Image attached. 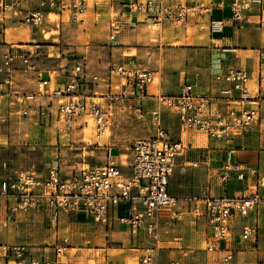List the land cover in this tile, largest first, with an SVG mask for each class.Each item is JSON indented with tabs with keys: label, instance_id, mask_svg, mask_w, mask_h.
<instances>
[{
	"label": "built area",
	"instance_id": "built-area-1",
	"mask_svg": "<svg viewBox=\"0 0 264 264\" xmlns=\"http://www.w3.org/2000/svg\"><path fill=\"white\" fill-rule=\"evenodd\" d=\"M97 3H118L129 13H139L154 23L167 21L173 27L196 24L201 31L210 35L222 33L226 20H198L212 12L213 6L222 8V1H228L230 20L240 23L253 4L264 0H96ZM203 1H209L205 4ZM30 0H0V22L10 17H20V21L30 27H39L53 12L67 13L70 22H83L88 9V0H38L36 8L24 11ZM196 19V21H194ZM259 25L264 26V11ZM113 41L117 31L116 21L110 23ZM33 53L18 47H10L0 55V95L8 93L14 84L15 65L19 63L23 73H32L37 79L36 87L43 92L50 105L38 106L32 112L39 119L50 121L51 117L65 131L82 121L83 127L90 119L97 138L109 130L112 105L124 100L134 101V113L141 114V101L147 96V87L153 83L154 73L148 69L112 66L110 74L123 79L118 94L108 93L102 97L105 106L91 97L80 93L87 78L97 82L96 75H88L85 66H74L65 81L54 86L50 78H43L32 60ZM214 92L200 93L191 84H184L176 94L152 96L157 105L177 116L181 128L195 131L209 139L232 140L241 136L260 119V106L264 102V49L258 53V71L252 81L250 73L235 66L214 74ZM55 107L51 110L53 101ZM222 103V104H221ZM158 123L153 137H140L130 146L128 161L120 163L112 155L114 147L104 145L103 165H87L69 175L62 176L58 158L49 162L41 173L33 167L9 173L6 162L0 164V210L7 213L6 220L14 221L9 215L26 214L44 204L50 213L52 223L59 214L83 215L97 226L110 229L114 223L128 228L133 238L142 232L148 241L143 248L138 264H161L158 260L160 231L159 221L163 214L170 220L181 221L184 211L175 208L181 202L187 205L186 212L201 218L209 231L205 252L212 254L220 250L233 237V222L246 219L260 205L264 204V175L251 172L254 183L233 196L212 197L207 189L200 194L178 200L168 192L169 179L173 173L175 157L184 146L181 141H171L168 132L159 125V112H151ZM25 115V113H24ZM6 116L0 108V125ZM230 152L220 171V181L234 178L246 181V168L230 161ZM240 239L244 242L259 236L257 225H243ZM68 240L63 238L52 248H37L36 251L25 244H0V264H74L66 258ZM166 264H182L176 259ZM211 264H234L233 254L228 252Z\"/></svg>",
	"mask_w": 264,
	"mask_h": 264
},
{
	"label": "rangeland",
	"instance_id": "rangeland-1",
	"mask_svg": "<svg viewBox=\"0 0 264 264\" xmlns=\"http://www.w3.org/2000/svg\"><path fill=\"white\" fill-rule=\"evenodd\" d=\"M58 19V16L50 15L47 22L39 27L23 26L22 30L29 31L30 37L34 39L29 44L38 46L27 50L33 53V63L42 71V76L50 78L52 83L56 79L57 81L65 79L74 66L78 64L85 66L87 74L96 75L99 80L91 82L87 78L83 81L80 93L99 98L94 101L105 106L102 97L108 93L118 94L121 90L120 84L124 82L119 76L110 74L112 66L117 62L111 61L112 52L107 49L112 45L108 44L110 40L107 29H85L84 26L53 29ZM180 30L171 29V31ZM144 31L148 34L157 33L156 35H158L160 33L164 36L163 29H159L158 26L144 29ZM165 31L168 32V29ZM185 31L188 37L194 34V29L189 25ZM185 31H180L177 35L185 34ZM140 33L139 30L127 32L124 35L126 40L123 42L132 47L146 49V51L136 54V50L129 49L124 51L126 52L124 55L127 54L131 61L141 69L158 73L155 74L151 84L157 86L161 75L162 78L163 76L166 78L173 71H177L178 65L175 67L177 63L175 65L173 63L180 61L181 57L175 51L160 49V44L167 49L184 46L180 43L164 46L167 43L156 41L155 38H149L147 34L141 35ZM45 35L48 36L47 39H44ZM140 41L141 43L149 41V44H141ZM166 83L168 84V82ZM12 90L11 96L13 97L10 101L8 100L10 109L6 114L4 110L7 120L0 125V141L2 143L0 144V164L6 162L10 174L29 167H33L37 173H41L55 158H58L62 174L65 175H69L79 168H86L87 165L100 166L105 163L104 155L101 152L104 145L113 146L117 151L114 150L112 155L118 153L119 162L125 163L128 161L130 146L135 139L154 136V129L158 123L153 119L151 112L158 111L159 125L168 132L171 141L178 142L182 138L185 144L187 141L196 142L194 149H184L181 151L183 156L177 158L170 177V192L172 190L181 193L177 194L179 196L187 197L198 194L199 189L209 190L211 185L217 187L220 184L218 178L220 168L216 162L218 161L216 156L221 155L222 147L225 146L224 142L212 143V146H216L214 150L213 147L209 148V143L206 144L205 136L181 132L176 116L168 113L164 107L156 105L151 100L144 101L141 114L134 113V101L124 100L112 105L109 111L108 135L97 138L92 122H89L90 126L85 130L82 121H79L71 131L61 129L60 131L57 124L38 119L32 111L39 104H45L47 100L40 95L43 91L39 90L31 80H20ZM159 93L156 91L157 95H165ZM6 101V98H0V108L7 109L5 108ZM259 116L262 122L261 132L257 137L258 142H261L264 141V108L260 111ZM257 128L259 129V127ZM205 145L207 148L204 151H215L216 154L212 156L213 154L210 152L202 156L199 153L200 160L204 159L203 162L199 161L197 165L189 163L191 159L197 158L198 151ZM259 209L261 212L259 218L262 220L260 226H257L259 234H264V205H260ZM46 218V213L43 215L42 210H39L32 219L33 221L17 223V227L13 228V226L7 230L0 228V237L7 234L10 238V241L7 242L25 244L36 251L37 248H52L63 238L68 240V245L75 246L72 245L73 241L71 242L72 234L80 235V237L88 236V241L84 245H76L77 248H88V253H90L88 263L79 262L78 264H138V252L134 250L132 242L129 243L130 236L123 230L116 228L115 231L107 232V229L103 230L96 225H88V228L80 226L78 229V225L66 223H61L59 228L57 224L51 225ZM182 224L181 222L177 224L175 234L164 233L161 245L163 248L177 246L184 252H192L191 254L182 253L181 256H178L183 257L188 263L192 262V257L197 261H203L206 259V254L203 251L205 247L203 224L198 223L199 227L195 230L191 219L186 220V223L183 224L184 228ZM195 225L197 226V224ZM102 242L103 245H101ZM262 242H264V236H262ZM250 245L252 243L247 244V246ZM96 249L106 251H95ZM74 252L76 251H72V253ZM92 253H96L95 256ZM162 254L166 256V253Z\"/></svg>",
	"mask_w": 264,
	"mask_h": 264
},
{
	"label": "crops",
	"instance_id": "crops-1",
	"mask_svg": "<svg viewBox=\"0 0 264 264\" xmlns=\"http://www.w3.org/2000/svg\"><path fill=\"white\" fill-rule=\"evenodd\" d=\"M38 0H30V3L26 6H24L23 10H32L36 8ZM203 3L207 4L209 1H203ZM264 11V1L259 4H253L251 6V9L246 13L245 18L240 23H235L230 20L231 14L228 8V1H222V8L213 6L212 12L208 15L200 17L198 20L207 22L209 19H225L226 24L225 27L220 34L210 35L207 31H201L199 30V27L196 24H191V26L194 29V34H192L190 37L186 35V27H173L171 26L167 21H162L160 23L154 24L150 21H148L144 15L139 13H129L127 9L121 7L118 5V3H114L113 6L110 5L109 2H102L97 3L96 0H88V9L85 12V14L82 17L83 22H70L69 16L67 13H62L57 15V13L53 12L55 16H58L59 19L57 23L55 24V28L53 29H66L67 27H74V26H84L85 29H107L108 38L111 34L110 29V23L112 21H116L117 25V31L115 32V36L113 41L110 40L108 44L110 45L112 58L111 61H116V65H124L126 67H133V68H139L136 66L134 62L131 61V59L127 56V54L124 55V51H127L129 49L136 50V54L139 52L146 51V49H139L136 47L130 46L128 43L123 42L126 40L125 34L130 31L139 30L141 31V35L149 36V38H155L156 41H161L162 43H167L164 46H171L175 43H180L184 47H179L175 49H167L163 48L160 44V49L164 51H175V53L179 54L180 61H176L173 63L175 67H177V71H173V73L170 76H166V78H159L160 81L157 84V86L149 85L147 87V96L141 101V105L144 108V101L151 100L155 102V100L152 98V96H156V91L160 92L161 94L165 95H173L176 94L179 89L184 84H191L194 87V90L196 92L200 93H207V92H214L216 84L214 82V74L218 72L224 71L229 66H235L240 69H244L248 71L252 77V81H254V78L257 75L258 71V53L260 50L264 49V26L259 25V19L261 12ZM196 21V19L194 20ZM47 19L44 20L43 23H46ZM150 25L158 26L159 29H163L162 36L160 33L158 35L147 33L144 31V29H150ZM23 26H27L23 24L20 21V17H10L9 19H6L2 22H0V55L4 53L7 49L10 47H18L23 51L31 50L33 48H36L38 46L30 45L29 42L34 41L33 38H31V34L29 31H24L22 29ZM48 28L47 26H45ZM153 28V27H152ZM165 29H168V32L165 31ZM171 29H182L180 31L184 32L181 33L179 36L180 31H171ZM156 35V36H155ZM187 40V42H184ZM180 41V42H175ZM141 43V41H140ZM128 44V45H126ZM141 44H149V41H142ZM110 61V60H109ZM135 61V60H134ZM102 62V61H101ZM16 71L13 72L14 74V84L9 90L8 93H5L3 95H0V98H6L7 105L5 108L2 109V112L5 114L8 113L10 109V102L8 103V100L10 101L13 96V88L16 87V84L20 82V80H31L32 83L36 86L37 79L33 76L32 73H23L21 70L23 67L17 63L15 65ZM173 70L174 67H173ZM154 73V71H153ZM155 74L158 73H154ZM160 75V74H159ZM43 78H47V76L43 75ZM65 79H60L57 81L55 80L54 86L61 85ZM168 82V84L166 83ZM176 92V93H175ZM159 93V94H160ZM93 100L99 99L95 97H91ZM46 99V98H44ZM47 100V99H46ZM56 101L54 100L51 106V110L55 107ZM264 103V102H262ZM261 103L260 111H262V108H264V104ZM157 105V103L155 102ZM222 104V103H221ZM47 105H50V102L47 100L45 104H39L38 106H44L47 107ZM37 106V107H38ZM168 113L173 114L169 110L166 109ZM174 115V114H173ZM176 116V115H175ZM177 118V116H176ZM39 119V118H38ZM179 128L181 132H189V133H196L195 131H186L181 128L180 122L177 118ZM48 122V121H47ZM51 123L57 124V128L60 130L65 131L61 125H59L57 122H55V118L52 116L50 121ZM261 118L259 119V122L253 126L250 131L247 133L235 137L232 140H217V139H209L205 136L206 144L209 143V148H212L215 150L216 146H212V143H219L224 142L225 146L222 147L221 155L218 154L216 156V159H218L219 168L221 171V168L223 164L225 163L228 153L230 152V161L232 163H238L243 165L246 168V181L240 182L234 178L230 179L226 183H222L220 181V184L217 185V187H214L211 185L210 189L208 190L209 196L212 197H221V196H233L240 193V191L245 187H251L254 183V177L251 175L252 171H255L259 175H264V141L258 142V134L261 132ZM90 126V125H89ZM259 127V129L257 127ZM60 130V131H61ZM202 135V134H200ZM204 136V135H203ZM182 142V145L184 149H194L195 141H187L186 144L183 142L182 138L180 139ZM247 143V144H244ZM0 144L1 141H0ZM103 148V147H102ZM207 148L205 145L203 149L198 151L197 158L191 159L189 163H192L193 165H197V163L203 162L204 159L200 160L199 153L204 156L205 154H208L212 152V156H214L216 153L215 151H204ZM221 149V148H220ZM219 149V150H220ZM114 150H116L114 148ZM117 151V150H116ZM102 152V150H101ZM118 159L119 154L117 153L115 155ZM183 156V153L180 152L175 157V163L178 157ZM208 156V155H207ZM211 156V155H210ZM188 163V162H186ZM175 167V165H174ZM62 176H66L65 174H62ZM220 176V172H219ZM218 176V178H219ZM220 179V178H219ZM200 189L199 193L200 194ZM168 192L169 194L178 200L186 199L187 197L179 196L177 194H181L178 192H174L171 190L170 192V179L168 183ZM196 194V195H198ZM260 194L264 195V189L260 190ZM195 196V195H192ZM264 205V204H262ZM187 208V205L184 203H179L177 207L175 208L178 211H184L185 216L181 221H174L170 220L166 214H163L159 221V231H160V241L158 244L159 251H158V260L162 264H166L171 259H176L182 262V264H211V261L213 259H218L222 257L224 254L231 252L233 254V261L234 264H264V242H262V236L264 234H259L258 238L255 240L250 241H242L240 239V229L243 225H258L260 226V221L262 219L259 218L260 215V206L252 212L246 219H238L237 221L233 222V237L231 240H229L226 244L223 245V247L218 250L217 252H214L212 254L205 252V247L203 249L204 253L206 254V259L203 261H197L194 257H192V262L188 263L183 257L181 256L182 253L185 254H191L192 252L189 251H182L177 246H167L166 248H163L161 245V239L162 235L165 233L168 234H175V228L179 222L186 223L187 219L193 220V229L198 228V223L203 224V231H204V242L206 246V241L208 239L209 231L207 230V226L205 222L201 218H195L188 214L185 210ZM42 210L43 215L46 213V219L48 222L52 225L57 224L60 228L61 223H66L68 225H78L80 229V226H87L88 225H95L91 222L90 219L85 218L83 215L75 216L74 214H65L60 213L59 218L56 223H52L50 219V213L47 207L44 204H40L35 210L30 211L26 214L23 213H17L14 216L9 215V217L12 219H15L14 221H7V213L4 212V210H0V228L8 229L10 227H17V223H23V222H30L33 221L35 214ZM262 210V209H261ZM182 224L183 228L184 225ZM197 224V226L195 225ZM97 226V225H96ZM101 227V226H99ZM83 228V227H82ZM103 230V227H101ZM116 228L123 230L125 233H127L130 237L128 238L129 243L132 242L133 248L137 254V258L139 260V257L141 256L143 252V248L148 246V241L141 232L139 237L133 238L128 232V228L125 226H121L118 223H114L110 229H107V232L115 231ZM112 229V230H111ZM193 231V230H192ZM73 241L71 246L69 244V249L66 254V258L73 261L74 264H78L79 262L88 263V256L90 253H88V248H77V244L84 245L88 241V236H75L71 235ZM199 240V239H198ZM10 241L9 235H4L3 237H0V244H20V243H11L7 242ZM174 241H176V238H174ZM75 243V244H74ZM106 243V241H105ZM248 243H252V245L247 246ZM104 243L102 242L101 245ZM167 250V251H166ZM180 250V251H178ZM72 251H76L72 253ZM95 251H101L105 252L104 249H96ZM162 253H166V256ZM95 254L96 253H92ZM105 254V253H104ZM108 254V253H107ZM105 256V255H103ZM166 258V260L164 259ZM138 263V262H137Z\"/></svg>",
	"mask_w": 264,
	"mask_h": 264
},
{
	"label": "bare ground",
	"instance_id": "bare-ground-1",
	"mask_svg": "<svg viewBox=\"0 0 264 264\" xmlns=\"http://www.w3.org/2000/svg\"><path fill=\"white\" fill-rule=\"evenodd\" d=\"M150 26H151V27H155V25H150ZM47 38H48V36L45 35V36H44V39H47ZM86 121H87V125L85 126L84 130H85V129H88V128H89V122H92L89 118L86 119ZM104 135H105V136L108 135V130L105 131ZM105 136H104V137H105ZM98 254H99V253H98Z\"/></svg>",
	"mask_w": 264,
	"mask_h": 264
}]
</instances>
